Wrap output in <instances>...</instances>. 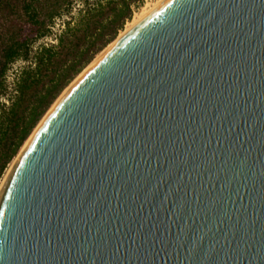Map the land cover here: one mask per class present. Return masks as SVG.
Here are the masks:
<instances>
[{
  "label": "water",
  "instance_id": "1",
  "mask_svg": "<svg viewBox=\"0 0 264 264\" xmlns=\"http://www.w3.org/2000/svg\"><path fill=\"white\" fill-rule=\"evenodd\" d=\"M0 264H264V0H162L102 53L0 189Z\"/></svg>",
  "mask_w": 264,
  "mask_h": 264
},
{
  "label": "trees",
  "instance_id": "2",
  "mask_svg": "<svg viewBox=\"0 0 264 264\" xmlns=\"http://www.w3.org/2000/svg\"><path fill=\"white\" fill-rule=\"evenodd\" d=\"M75 1L16 0L18 4H13L11 0H0V14L23 13L28 24L35 28V39L39 40L48 35L54 20L69 12ZM132 2L98 0L80 14L74 27L66 23L67 29L59 37L58 46L41 47L33 67L21 69L15 82L14 97L9 104L0 106V176L62 90L93 61L97 53L113 42L125 22L130 21ZM64 37L70 41L64 44ZM29 42L27 38L17 39L14 34L5 42L0 64V94L6 90L4 78L10 65L28 60ZM61 54H64L63 59L59 58ZM69 57L74 58L68 60ZM48 71L52 74L45 82Z\"/></svg>",
  "mask_w": 264,
  "mask_h": 264
},
{
  "label": "rangeland",
  "instance_id": "3",
  "mask_svg": "<svg viewBox=\"0 0 264 264\" xmlns=\"http://www.w3.org/2000/svg\"><path fill=\"white\" fill-rule=\"evenodd\" d=\"M97 1L98 0H89L88 2H85V1H82V0L75 1L73 3V5H72L71 9L69 10V12L62 13V16H60V17H58V18H56L54 20L53 24L50 27L48 35L46 37L42 38V39H39V40L35 39V37H36L35 28H33L30 24H28L27 17L23 13L16 11V12L9 13V14L7 12H4V13L0 14V64L3 62V59H2L3 46L5 45V42L8 40V37L11 36V34L16 35L17 39L18 38H21V39L27 38L30 41L29 42L30 43V45H29L30 52H29L28 60H26V61L19 60V61L15 62L14 64L10 65V67L7 70V73H6L5 78H4L5 79L6 90H5V92L3 94H0V106H1V104H6V105L9 104L10 99H12L14 97V95H15V82H16V79H17V77L19 76V74L21 72V69H23L25 67H28V66H32L33 67L34 58H35L37 52L39 51V49L41 47H44V46L46 47V46H50V45L58 46L59 37H62L63 33L67 29L66 23H70L72 25V27H74L73 25H75L78 22L80 14L83 13L84 11H86L88 8L93 7V5ZM147 1H153V0H133L132 6H131L132 7V11H133L132 17L134 15V13L138 12V10H140L141 7L144 6V4ZM11 2L13 4H18L17 3L18 1L16 2V0H11ZM127 22L128 21L125 22V25H126ZM125 25H124V27H125ZM124 27H123V29H124ZM123 29H121L120 31H122ZM119 32H118L117 36L119 35ZM117 36H116V38H117ZM115 39L113 41H115ZM69 41H70V38L64 37V44L69 42ZM60 50L61 49H59V51ZM64 53H65V51H64ZM97 54L94 57H96ZM59 58L63 59L64 58V54H61L59 56ZM73 58L74 57H69L68 60H71ZM94 59L95 58H93L92 60L94 61ZM92 62H90V64ZM84 70H82L79 74H81ZM51 74L52 73L50 71L47 72V76L48 77L45 78V82L49 81ZM77 76L68 84L69 86L73 83V81L77 78ZM69 86L67 88L65 87L62 90V92H61L62 94L60 93L58 95V97L54 100V102L51 104L49 109L65 93V91L69 88ZM49 109L43 115L41 120L47 114ZM41 120L38 122V124L41 122ZM38 124L36 125V127L38 126ZM34 129L32 130V132L34 131ZM32 132H31V134H32ZM31 134H30V136H31ZM29 137L27 138V140L29 139ZM25 142L23 143V145L25 144ZM23 145L21 146V148L23 147ZM21 148L19 149V151L16 154V156L21 151ZM14 158L10 161V163L4 169L2 175L0 176V180L5 175L6 171L9 168V165L14 160Z\"/></svg>",
  "mask_w": 264,
  "mask_h": 264
},
{
  "label": "bare ground",
  "instance_id": "4",
  "mask_svg": "<svg viewBox=\"0 0 264 264\" xmlns=\"http://www.w3.org/2000/svg\"><path fill=\"white\" fill-rule=\"evenodd\" d=\"M162 0H153V1H147L144 6L141 7L140 10H138V12H135L132 19L130 21H128L124 27V29L122 31L119 32V35L117 36V38L115 39V41H113L111 44H109L105 49H103L100 53L97 54V56L95 57L94 61L81 73L77 76V78L73 81V83L100 57V55L102 53H104L112 44H114L121 36H123L130 28H132L138 21H140L144 16H146L154 7H156ZM72 83V84H73ZM71 84V85H72ZM70 85V86H71ZM69 86V87H70ZM59 100V99H58ZM57 100V101H58ZM56 101V102H57ZM55 102V103H56ZM54 103V105H55ZM53 105V106H54ZM52 106V107H53ZM52 107L49 109V111L52 109ZM49 111L47 112V114L49 113ZM46 114V115H47ZM45 115V116H46ZM44 116V118H45ZM43 118V119H44ZM42 119V120H43ZM41 120V122H42ZM40 122V123H41ZM40 123L38 124V126L40 125ZM38 126L34 129V131L32 132L31 136L33 135V133L35 132V130L38 128ZM31 136L29 137V139L31 138ZM29 139L25 142V144L23 145V147L21 148V151L19 152V154L14 158V160L11 162V164L9 165L8 170L6 171L5 175L3 176V178L0 180V189L6 179V177L8 176L12 166L14 165V163L16 162V160L18 159V157L20 156V154L22 153L24 147L26 146L27 142L29 141Z\"/></svg>",
  "mask_w": 264,
  "mask_h": 264
}]
</instances>
